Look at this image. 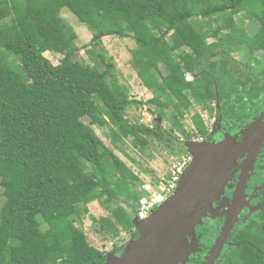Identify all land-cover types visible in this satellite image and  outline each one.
Masks as SVG:
<instances>
[{"label":"trees","instance_id":"1","mask_svg":"<svg viewBox=\"0 0 264 264\" xmlns=\"http://www.w3.org/2000/svg\"><path fill=\"white\" fill-rule=\"evenodd\" d=\"M65 9L92 34L89 62L79 59ZM248 20L260 24L253 36ZM106 37L135 41L131 63L152 99H132L119 83L113 60L97 52ZM47 53L61 56L59 65ZM263 104L264 0H0V264H105L107 252L77 226L95 202L111 216L100 221L102 233L138 238L140 178L93 127L108 129L128 158L126 140L147 148L157 138L172 154L187 153L173 150L176 134L212 136L199 113L186 131L194 105L237 131ZM142 105L171 123V136L132 122L129 110ZM233 238L222 264H264V210Z\"/></svg>","mask_w":264,"mask_h":264},{"label":"water","instance_id":"2","mask_svg":"<svg viewBox=\"0 0 264 264\" xmlns=\"http://www.w3.org/2000/svg\"><path fill=\"white\" fill-rule=\"evenodd\" d=\"M239 134L225 135L219 143H183L192 161L176 193L148 218H135L138 238L124 247L121 256L108 254L105 264H186L199 249L197 227L202 226L207 217L212 220L226 218L205 263L215 264L245 206L247 183L264 147V112ZM241 160L245 161L239 165ZM239 169L241 175L229 210L219 213L222 207L216 209L214 202L220 199L225 186Z\"/></svg>","mask_w":264,"mask_h":264},{"label":"rangeland","instance_id":"3","mask_svg":"<svg viewBox=\"0 0 264 264\" xmlns=\"http://www.w3.org/2000/svg\"><path fill=\"white\" fill-rule=\"evenodd\" d=\"M243 14H240L237 19H242ZM62 18L75 30L77 34L76 46L80 49L79 59L89 62L87 54L85 53L87 49H90L92 42V34L87 29V27L79 22V20L71 14L68 9L62 12ZM217 24L213 23V28H216ZM260 24L257 21H246V31L249 36H253L259 30ZM210 42L212 40H209ZM137 47L136 43L132 39H120L117 37H106L103 39L101 46L97 52H104L106 59H112L116 69L115 75L120 84L125 85L130 93V97L137 101H148L153 98V94L143 87L141 82L137 77V73L134 70L131 59V51ZM246 52L242 53L245 54ZM242 54H234L233 58L240 63L245 62V56ZM45 56L54 64L59 65L61 56L53 55L51 53L45 54ZM258 57L262 59V55L258 54ZM193 77L191 75L187 76V81H192ZM148 106H134L128 112V117L132 122H139L143 125L150 127L151 129L160 132L159 137L165 138L171 136L170 129L171 123L169 121H161L159 115L157 114V109L151 107L150 112ZM196 113L202 115L205 122L208 124L210 129L216 123V114L210 115L203 111L201 107L194 105L191 111L186 114L183 125L186 131H193L192 116ZM84 122L89 124V120L85 119ZM215 127V126H214ZM97 135L103 140V142L112 149L118 157H120L131 170L139 176L140 184L136 187L137 191H144L145 186H152L156 189L162 178L168 177L171 171V163L176 159H179L182 155L186 154L185 151H180L172 154L165 148V146L158 141L157 138L149 139L148 147L139 148L134 147L131 140H126L125 145L121 146L126 154L130 156L128 158L121 152L114 149L108 137L104 134V131L108 133V129L101 130L97 127H93ZM164 132V137L163 133ZM180 143L188 142L183 137L176 134ZM192 141H200L196 137ZM228 185V184H227ZM226 185V186H227ZM225 186V187H226ZM225 190V188H224ZM224 190L222 195L224 194ZM5 197L3 195V188L0 185V206L4 203ZM248 206V204H247ZM159 208V207H158ZM157 208V209H158ZM156 209V210H157ZM110 213L102 207L99 202H95L89 205V213L82 215L81 221L78 223L80 229H82L86 236L87 241L90 245L96 247L99 250L106 251L107 254L113 252V250L119 246L125 247L129 244L131 238L127 233H121L118 239H113L109 234L102 233L100 231V221L106 217H109ZM111 217V216H110ZM220 225V223H218ZM219 225L213 224L212 220H209L208 226L211 230V239H215L219 231ZM216 227L215 232L214 228ZM213 233V234H212Z\"/></svg>","mask_w":264,"mask_h":264},{"label":"flooded vegetation","instance_id":"4","mask_svg":"<svg viewBox=\"0 0 264 264\" xmlns=\"http://www.w3.org/2000/svg\"><path fill=\"white\" fill-rule=\"evenodd\" d=\"M264 112V104L262 105V109L260 110L258 116H255L253 120L261 115V113ZM220 117V116H219ZM219 117L216 118V121H218ZM215 126V127H214ZM211 130V137L207 140L205 139H198L200 141L205 142H215L219 143L222 140H224L225 134H230L231 136L238 135L241 131H245L244 129H238L237 131L234 129H229L226 126H224V123L222 122L221 128L219 126H216V123ZM214 134V135H213ZM240 139L242 138V135H240ZM179 140V139H178ZM179 146H183V143L175 141L173 150H176ZM245 160L239 161V165H242ZM241 175V169H239L236 174L234 175V178L229 181L228 185L225 187L224 194L221 195L220 199L214 202V207L218 209L219 207H222L220 212H223L224 210H229L228 205L231 204L234 196V192L236 191V187L239 181V177ZM248 204V206H247ZM244 207L242 208L241 212L238 215V221L236 225L234 226V229L232 230L228 244L225 245L220 257L216 260L215 264H222L223 257L227 249L234 244V234L235 232L239 231V229L242 226H245L249 224L251 219L257 218L259 216V212L264 210V147L260 151L259 155L257 156L254 170L251 172V177L247 183V188L245 191V202ZM209 220H212L211 218L207 217L204 219L202 226L205 227ZM213 224L216 226L219 225V231L216 235L215 239H211V230L209 228V231L207 233L202 232L199 230V226L196 229V236L199 243V249L198 251L187 261L186 264H205L210 257L211 250L213 246L216 243L217 238L219 237L221 233V228L226 222V218L223 219H215L212 220ZM208 227V226H207ZM216 227L214 228L215 232ZM213 234V233H212ZM124 251V247L117 248L113 250V254L116 256H121Z\"/></svg>","mask_w":264,"mask_h":264},{"label":"built area","instance_id":"5","mask_svg":"<svg viewBox=\"0 0 264 264\" xmlns=\"http://www.w3.org/2000/svg\"><path fill=\"white\" fill-rule=\"evenodd\" d=\"M191 161L192 156L190 154L182 155L171 163L172 168L168 177L162 178L156 189H153L152 186L144 187L143 190L146 194L140 199L139 219L148 218L176 193L179 182Z\"/></svg>","mask_w":264,"mask_h":264}]
</instances>
